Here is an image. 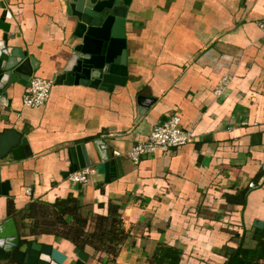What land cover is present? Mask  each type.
Returning a JSON list of instances; mask_svg holds the SVG:
<instances>
[{"label":"crops","instance_id":"obj_1","mask_svg":"<svg viewBox=\"0 0 264 264\" xmlns=\"http://www.w3.org/2000/svg\"><path fill=\"white\" fill-rule=\"evenodd\" d=\"M72 1L0 0V17L3 6L12 15L10 49L28 52L35 77L54 80L72 57ZM128 19L126 87L109 93L54 85L48 102L33 109L23 102L30 79L9 92L11 108L0 106V133L16 130L32 151L24 160L0 161L2 181L12 186L0 198V219L13 217L22 239L53 246L70 264L79 247L29 234L30 222L19 214L31 203L74 195L90 216L118 205L129 234L115 261L83 250L89 264H149L162 244L183 252L181 264H224L240 245L257 248L255 234L264 229L255 226L264 222V0H131ZM224 76L233 79L217 97ZM140 95L157 102L138 120ZM172 116L193 132V142L132 163L131 149ZM81 144L97 163L100 156L120 159L115 180L94 167L88 186L65 176L70 149Z\"/></svg>","mask_w":264,"mask_h":264},{"label":"water","instance_id":"obj_2","mask_svg":"<svg viewBox=\"0 0 264 264\" xmlns=\"http://www.w3.org/2000/svg\"><path fill=\"white\" fill-rule=\"evenodd\" d=\"M131 0H74L68 4L71 23L73 54L64 71L54 78V85L85 86L113 93L116 87H126L129 81V51L127 24ZM0 17V106L11 108L9 92L16 86H27L34 77L35 64L28 52L19 48L11 51L10 36L12 24L7 23L12 15L3 6ZM138 120L144 117L157 99L138 96ZM32 155L27 138L16 130L0 133V161L24 160ZM71 166L65 176L94 167L106 175V181L116 179V170L122 171L120 159H104L96 162L90 157L86 145L70 149ZM12 189L10 181H2L0 167V198L9 197ZM1 218V217H0ZM257 228L264 222L257 221ZM25 240V241H24ZM24 241V242H22ZM76 260L70 264H89L90 255L80 248L74 250ZM12 256L19 264H66L67 256L51 245H43L37 240L22 239L15 219H0V261Z\"/></svg>","mask_w":264,"mask_h":264},{"label":"trees","instance_id":"obj_3","mask_svg":"<svg viewBox=\"0 0 264 264\" xmlns=\"http://www.w3.org/2000/svg\"><path fill=\"white\" fill-rule=\"evenodd\" d=\"M79 198L70 195L55 203H31L20 212V217L30 222L29 234L54 235L70 239L82 250L92 248L98 254H107L113 261L119 255L121 245L129 238L123 229L119 206L110 204L108 215H86ZM12 211V209H11ZM258 246L246 249L243 245L233 249L224 264H262L264 255V229H257ZM25 241V240H24ZM183 252L168 244L156 248L149 264H181ZM0 264H17L16 259Z\"/></svg>","mask_w":264,"mask_h":264},{"label":"built area","instance_id":"obj_4","mask_svg":"<svg viewBox=\"0 0 264 264\" xmlns=\"http://www.w3.org/2000/svg\"><path fill=\"white\" fill-rule=\"evenodd\" d=\"M260 28L264 33V21L260 22ZM231 76H224L219 82L215 95L221 97L230 88L232 82ZM54 80H45L40 77H33L30 80L28 91L24 96V105L28 108L38 109L44 106L50 99ZM194 134L191 130H186L181 127V118L172 116L163 124L156 126L147 141L136 144L127 154L130 161L136 165L148 156H152L158 152L169 153L171 150L186 146L192 143ZM116 157H121V153L115 152ZM264 169V165H263ZM92 169L87 167L72 173L69 177L74 184L88 186L91 183ZM251 188H255L256 184L251 183ZM27 194L32 196L31 188L27 190Z\"/></svg>","mask_w":264,"mask_h":264},{"label":"rangeland","instance_id":"obj_5","mask_svg":"<svg viewBox=\"0 0 264 264\" xmlns=\"http://www.w3.org/2000/svg\"><path fill=\"white\" fill-rule=\"evenodd\" d=\"M94 173H95V172L92 171V176H91V177H93V174H94Z\"/></svg>","mask_w":264,"mask_h":264}]
</instances>
